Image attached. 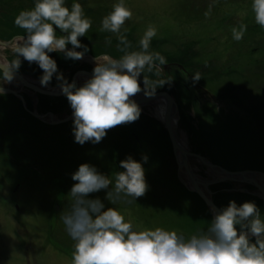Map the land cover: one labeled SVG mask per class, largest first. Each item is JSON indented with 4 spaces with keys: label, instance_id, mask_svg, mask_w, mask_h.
<instances>
[{
    "label": "rangeland",
    "instance_id": "374dc122",
    "mask_svg": "<svg viewBox=\"0 0 264 264\" xmlns=\"http://www.w3.org/2000/svg\"><path fill=\"white\" fill-rule=\"evenodd\" d=\"M36 2L0 0V19L10 22L7 27L13 32L7 37L11 36L12 53L16 55L15 60L7 63L17 71L24 70L26 77L41 90L57 91L61 88L57 75L65 73L64 78L69 82L72 70L58 71L44 89L38 85L42 69L19 58L14 51L19 37L13 35L25 32L15 25V18L21 11L32 10ZM119 2L65 0L69 9L73 3H80L85 17L92 22L86 36L80 38L81 44L91 46L88 48L91 53H85L83 58H96L90 62L88 71L93 72L97 59L118 60L127 52L141 51L140 40L149 26L154 27L156 35L150 41L149 51L160 53L167 64L159 65L160 70L151 73L145 69L143 75L149 79L150 92L153 87L155 93L165 91L177 103L176 124L184 145L228 170L253 169L263 173L264 27L255 22L253 0H123L133 12L132 19L126 21L119 34L102 31L103 18ZM241 25H246L247 30L236 41L232 29L239 30ZM120 35L126 36L131 47L125 48L120 43ZM0 51L6 55L1 47ZM49 55L61 68L65 57L59 52ZM19 59L21 64L17 69ZM75 62L83 64L68 59L66 68L68 65L75 68ZM196 74L201 78L199 81L193 79ZM143 75L139 78L141 89L145 87ZM87 79L81 75L76 86L82 87ZM0 84L22 87L13 79L9 82L4 75H0ZM35 91L41 96H34L33 90L27 92V97L34 101V106L39 100L46 101L40 105L50 108L55 118L73 111L65 95L45 96ZM11 99L0 98V264H72L75 241L68 235L61 215L70 209L69 193L76 183L71 177L82 164H89L110 177L113 185L115 174L125 171L120 167L122 161L131 157L143 165L148 184L145 196L136 201L127 197L115 203L106 199L110 189L89 196L100 199L106 209H117L134 230L161 228L176 231L185 238L207 231L215 213L179 177L169 136L155 114V104L140 107L137 121L108 130L100 143L80 145L75 142L74 125L64 128L39 123L21 105L22 98ZM62 102L64 105L58 108ZM131 130L139 134L141 144L127 133ZM190 167L202 179L213 177L209 168L193 159ZM184 172H181L183 177ZM66 184V195L57 199L58 212L54 214L52 194ZM209 190L211 200L220 210L232 201L237 206L253 202L259 209L263 207L264 200L255 193L257 188L247 183L220 181L210 185ZM64 198L66 201L61 202ZM51 219L55 222L50 225Z\"/></svg>",
    "mask_w": 264,
    "mask_h": 264
},
{
    "label": "clouds",
    "instance_id": "9594fccd",
    "mask_svg": "<svg viewBox=\"0 0 264 264\" xmlns=\"http://www.w3.org/2000/svg\"><path fill=\"white\" fill-rule=\"evenodd\" d=\"M252 11L256 24L264 27V0H253ZM132 17L133 12L121 0L103 18L101 30L119 34ZM14 23L26 33L14 51L30 64H38L43 71V86L58 72L49 53L62 52L65 58L75 61L83 59L88 51L80 38L86 36L92 22L85 17L80 3H73L69 9L65 0H37L32 10L21 11ZM57 29L65 35H57ZM246 30V25L239 30L233 28V38L240 41ZM155 35V28L149 26L140 40L141 51L127 52L118 60L97 59L93 78L82 87L68 83L63 74L57 75L73 110L76 143H100L108 130L140 118L141 109L131 97L142 90L154 95L156 89L150 92L149 79L143 73L145 69L149 73L159 71V65L167 64L160 53L149 51ZM119 40L125 48L131 47L126 36L120 35ZM79 48L84 51H76ZM20 64L19 59L17 69ZM141 75L144 89L139 82ZM13 78L11 74L8 81ZM193 79L201 78L196 74ZM120 167L125 171L115 174L114 185L110 177L89 164H82L72 174L76 182L69 193L72 202L69 211L61 215L68 235L75 241L72 264H264V219L255 203L237 206L235 201L230 202L215 214L207 231L189 238L161 228L136 231L117 209H106L100 199L89 198L92 193L109 189L106 199L111 203L145 196L148 184L143 165L128 157Z\"/></svg>",
    "mask_w": 264,
    "mask_h": 264
},
{
    "label": "water",
    "instance_id": "95a60500",
    "mask_svg": "<svg viewBox=\"0 0 264 264\" xmlns=\"http://www.w3.org/2000/svg\"><path fill=\"white\" fill-rule=\"evenodd\" d=\"M5 44V43H4ZM93 57H89V61H94ZM0 69H2L6 74L13 75L15 79L20 81L22 84L24 83L31 89H36L37 91L44 93L45 95L50 96H60L64 95L62 92V89L55 90H41L36 85H31L26 82L24 78H22L21 75H19L12 66L8 64H4L0 62ZM80 73V72H79ZM79 73H76L71 81V83H76V79L79 75ZM86 73L89 76V80L93 78L92 73L83 72ZM158 99H163L165 102V108H164V116L162 118L163 125H165L167 135L169 136L171 147H173V155L176 158L177 163V169L179 170V177L181 176L182 170L186 172L188 176L187 183L191 185L192 191H195L198 193V195L201 197L203 202L206 203L207 206H209L213 212L216 214L220 210L214 202L211 200V191L209 190L210 185L218 183L220 181H235L238 183H247L249 185H253L255 188H257V191L255 192L257 195L260 196L261 199L264 200V172H260L257 170H240V171H233L228 170L220 165H216L212 163L209 159L206 157L200 155L199 153L190 151L181 140V137L178 132V124L177 123V103L174 101V98L168 94L165 91H158L154 95H146L143 93H138V96L133 100L138 106H144L147 104H154V102H157ZM190 159L195 160L200 165H203L205 168H209L213 172V177L207 178V180H200L199 178H196V172L193 171L190 167ZM211 174V172H210ZM182 178V176H181ZM199 184L201 186H199ZM244 192H248L246 189H241ZM240 190V191H241Z\"/></svg>",
    "mask_w": 264,
    "mask_h": 264
},
{
    "label": "flooded vegetation",
    "instance_id": "af4514ba",
    "mask_svg": "<svg viewBox=\"0 0 264 264\" xmlns=\"http://www.w3.org/2000/svg\"><path fill=\"white\" fill-rule=\"evenodd\" d=\"M10 22H7V23H5L4 22V19H0V47L4 50V53L6 54V55H4L3 53H1V51H0V62L1 63H4V64H8V65H10V66H12L11 64H9V63H7V61H11V60H15L16 59V55H14L13 53H12V42H11V39L9 40V38L11 37H7L8 35H9V33L10 32H13L11 29H10V27L8 28L7 27V25L9 24ZM57 32H58V34L59 35H64V33H62V32H60V31H58V29H57ZM25 33V32H24ZM24 33L22 34H15V35H13V36H15V37H21V36H24ZM5 43V44H4ZM68 48H72V46L71 45H68L67 46ZM89 47H91V46H89ZM89 47H87V48H89ZM89 52L91 53V51L89 50L88 52H86L87 54H89ZM77 61H81L83 64L82 65H84V66H86V67H82V65L80 66V64H79V62L78 63H76L75 62V68H69V69H67V70H72L73 71V74H72V76H71V79H72V77L76 74V73H79V75H78V77H77V79L81 76V75H85L87 78L89 77L86 73H83V72H88V73H92L93 74V72H89L88 71V69H89V64H90V62L91 61H89L88 59H85V58H83V59H81V60H77ZM13 67V66H12ZM13 69L19 74V75H21L22 76V78H24L25 80H26V82L27 83H29V84H31V85H33L32 84V80L31 79H28L26 76V74L23 72L24 70H22V71H17L14 67H13ZM2 72H4L2 69H0ZM59 72H62V71H64V70H58ZM0 75H4V76H7L8 78L10 77V75H8V74H6L5 72L4 73H1L0 72ZM71 79H70V81H71ZM13 80H15L20 86H22V87H20V89H17V88H15L13 85L12 86H6V85H1L0 84V98L1 97H3V96H5L6 98H8V99H11L12 101H14V99L13 98H16V99H19V98H22L23 100H21V101H19L20 103H21V105L26 109V111H27V113L29 114V116L32 118V119H37V121H39V123H42V124H44V125H50V126H64V128L66 127H69L70 125H74V115H73V111H71L70 113H69V115H66V116H62V117H58V118H55L54 117V115L52 114V112H51V109L50 108H48V107H43V105L41 106L40 105V103H44V102H46V101H44V100H39L38 102H37V106H34V101H32L29 97H27V95H28V93L27 92H29V91H31V92H33V90H34V92H33V95L35 96V95H40V94H38L35 90L36 89H31L30 87H28L27 85H25L24 83L22 84L20 81H18L17 79H15V78H13ZM69 81V82H70ZM87 81H88V79H87ZM77 82V81H76ZM38 83V82H37ZM76 84V83H75ZM38 85L40 86V87H45V86H43V85H41L40 83H38ZM77 85V84H76ZM37 86V85H36ZM44 89H46V87L44 88ZM49 90V89H48ZM47 95V94H46ZM45 95V96H46ZM41 96V95H40ZM42 96H44V95H42ZM53 97H55V96H53ZM58 97H60V96H58ZM63 100H65V99H63ZM62 100V101H63ZM60 101V100H59ZM64 105V102H62V103H59L58 104V108L59 107H61V106H63ZM146 106H149V105H144V106H139V107H146ZM23 107H21V108H23ZM162 122V120L161 119H159V123H161ZM161 125H163V122L161 123ZM127 133H129L132 137H134L136 140H137V142H139L140 144H141V141H140V138H139V134L138 133H136L135 131H133V130H131L130 132L128 131ZM127 133H126V135H127ZM117 134H118V132H117ZM165 149L167 150V147H165ZM172 152H173V150H172ZM116 164H117V167H119V162L117 163V161H116ZM185 173V172H184ZM186 175V174H185ZM182 180H184V183H185V185L187 184V180L185 179V177H183V175H182ZM17 183V182H16ZM20 183V182H19ZM18 184V183H17ZM17 184H16V186L14 187V190H16L17 189ZM20 184H22V183H20ZM23 185H24V183H23ZM68 185L66 184L65 186L63 185L62 187H61V189L59 190V189H57L56 191H54L53 192V197H54V199H55V203H54V205H53V211H52V213H56V212H58V208L56 207L57 206V203H56V201H57V199H60L61 197H62V195L63 196H65L66 195V192H67V189H68V187H67ZM251 186V185H250ZM24 187V186H23ZM35 187L37 188V190H38V187L35 185ZM260 197V196H259ZM62 201H66V199L64 198L63 200H61V202ZM58 202V201H57ZM262 204H263V207H264V203L262 202ZM19 208V206L16 204V210ZM58 217V216H57ZM56 217V218H57ZM55 219V218H54ZM54 219H51V223H50V225L52 224V223H54L55 222V220Z\"/></svg>",
    "mask_w": 264,
    "mask_h": 264
},
{
    "label": "bare ground",
    "instance_id": "6f19581e",
    "mask_svg": "<svg viewBox=\"0 0 264 264\" xmlns=\"http://www.w3.org/2000/svg\"><path fill=\"white\" fill-rule=\"evenodd\" d=\"M137 96V94L134 96V97H136ZM132 100H134L135 98H131ZM153 104V103H152ZM154 104H155V114L162 120V118H163V116H164V108H165V102H164V100L163 99H158V101L157 102H154ZM179 135H180V133H179ZM181 137V136H180ZM182 140V139H181ZM183 143V142H182ZM186 174V173H185ZM208 175H210V173L208 174ZM195 177L196 178H199L200 180H207V179H202V178H200L199 176H198V174H196L195 175ZM185 179L186 180H188V176L187 175H185ZM189 182H190V180H188ZM199 186H201L200 184H199Z\"/></svg>",
    "mask_w": 264,
    "mask_h": 264
},
{
    "label": "trees",
    "instance_id": "16d2710c",
    "mask_svg": "<svg viewBox=\"0 0 264 264\" xmlns=\"http://www.w3.org/2000/svg\"><path fill=\"white\" fill-rule=\"evenodd\" d=\"M59 54H60V56H64L65 57V54L64 53H62V52H59ZM67 62H68V59H66V58H62V60H61V65H62V67L61 68H58V70H64V71H67V69H69V68H73V67H69V65L67 66V68H66V64H67ZM64 68H66V69H64ZM61 74H63V77L66 75L65 73H61ZM203 152V151H202ZM219 206V205H218ZM260 210V213H261V219L263 218L264 219V211H263V207L261 208V209H259Z\"/></svg>",
    "mask_w": 264,
    "mask_h": 264
}]
</instances>
